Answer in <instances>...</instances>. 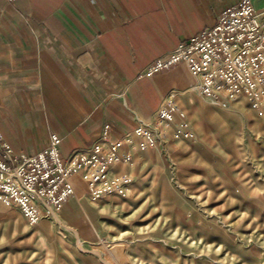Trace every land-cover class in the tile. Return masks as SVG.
<instances>
[{"label":"rangeland","instance_id":"1","mask_svg":"<svg viewBox=\"0 0 264 264\" xmlns=\"http://www.w3.org/2000/svg\"><path fill=\"white\" fill-rule=\"evenodd\" d=\"M165 108L146 122L154 144L124 147L131 194L94 199L79 177L72 211L29 224L0 209V264H264V108L197 80Z\"/></svg>","mask_w":264,"mask_h":264},{"label":"crops","instance_id":"2","mask_svg":"<svg viewBox=\"0 0 264 264\" xmlns=\"http://www.w3.org/2000/svg\"><path fill=\"white\" fill-rule=\"evenodd\" d=\"M237 1L0 0L5 139L15 151L35 154L56 133L66 161L105 133L115 140L132 131L158 113L169 93L196 80L183 63L150 75L145 69ZM73 180L78 191L83 183ZM75 199L63 209L74 210ZM8 206L0 199V209Z\"/></svg>","mask_w":264,"mask_h":264},{"label":"built area","instance_id":"3","mask_svg":"<svg viewBox=\"0 0 264 264\" xmlns=\"http://www.w3.org/2000/svg\"><path fill=\"white\" fill-rule=\"evenodd\" d=\"M12 2L14 0H7ZM183 63L197 80L200 92L215 101L245 97L259 111L264 108V5L238 0L227 6L216 21L150 64L143 74H154ZM159 119H170L169 109ZM140 120L132 131L115 140L107 133L89 148L61 158V137L53 133L49 144L35 154L17 152L0 129V199L20 208L29 224L53 215L71 197H77L73 177H80L92 198L132 193L133 177L119 170L132 164L125 145L134 139L154 144L151 129ZM108 126V125H106Z\"/></svg>","mask_w":264,"mask_h":264}]
</instances>
